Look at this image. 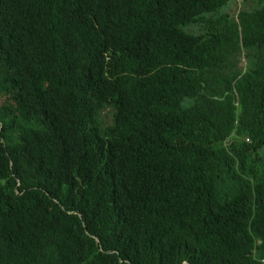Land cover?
<instances>
[{
  "label": "trees",
  "instance_id": "trees-1",
  "mask_svg": "<svg viewBox=\"0 0 264 264\" xmlns=\"http://www.w3.org/2000/svg\"><path fill=\"white\" fill-rule=\"evenodd\" d=\"M231 1L0 0V264H264V0Z\"/></svg>",
  "mask_w": 264,
  "mask_h": 264
},
{
  "label": "rangeland",
  "instance_id": "rangeland-1",
  "mask_svg": "<svg viewBox=\"0 0 264 264\" xmlns=\"http://www.w3.org/2000/svg\"><path fill=\"white\" fill-rule=\"evenodd\" d=\"M259 3L258 0H248V2L244 0H232L226 8L223 9V11H228L231 15L236 16L237 11L239 8L245 4L246 7H251L253 5H256ZM3 100V97L0 96V102Z\"/></svg>",
  "mask_w": 264,
  "mask_h": 264
}]
</instances>
